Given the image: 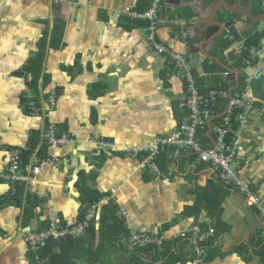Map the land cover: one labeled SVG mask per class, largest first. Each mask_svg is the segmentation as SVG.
<instances>
[{"label":"crops","instance_id":"crops-1","mask_svg":"<svg viewBox=\"0 0 264 264\" xmlns=\"http://www.w3.org/2000/svg\"><path fill=\"white\" fill-rule=\"evenodd\" d=\"M149 1L0 0V176L6 170L9 152L22 146L31 148L24 152V162L37 146L40 155L54 152L62 159L56 166L44 168L29 188L0 180V264L54 263L49 256L40 257L43 247L33 253L23 234L46 228L48 215L56 216L62 224L82 219L90 195L97 196L94 203L99 204L95 248L102 249L101 242L107 237L98 229L100 207L112 202L117 217L125 211L122 221L131 230L176 235L193 224L205 229L211 226L214 236L205 245L203 264H264V226L256 209L249 208L234 188L223 185L215 168L182 151L164 171L161 165L172 150L166 148L156 158L164 173L157 176L141 170L138 158L127 154L129 148H141L156 136L168 134L187 116V109L180 106L185 82L176 78L165 57L155 52L147 38L148 22L127 13L145 11ZM223 1L230 10L248 8L254 15L264 13V0H248L245 8L238 5L239 0H207V6L201 0H167L168 14L186 22L182 27L166 24L157 38L179 52L214 56L218 62L206 57L196 64L197 83L202 90L223 79L227 84L224 89L229 91L236 73L223 65L238 70L241 65L235 49L247 37L260 34L262 57L255 61L262 74L249 82L245 95L252 100L253 109L240 130L238 154L243 176L264 205V19L252 22L242 14L236 29L231 33L223 30L213 46L207 43L202 50L194 51L193 41L177 34L183 30L198 37L196 46L204 43L201 36L207 35L210 41L214 34L212 29L207 32L214 17L211 9L221 6L228 18L235 16L222 6ZM60 31V44L56 41L50 47ZM39 49L44 61L34 90L28 85L32 73L27 68ZM246 76L247 68L240 70L238 86L232 91H243ZM52 89L57 95L56 106L46 114L32 115L27 102H46ZM50 122L72 138L54 150L42 139ZM198 137L205 147L214 144L212 128L207 127ZM95 140L110 141L113 147H98ZM113 240H105L108 249L93 254L79 249L77 264L164 261L155 249H135L124 241L123 247L116 246ZM187 240L165 242L180 246L176 251L180 257L173 264H190L194 259ZM68 246L53 249L52 258L60 253L56 264H68L69 253L74 254Z\"/></svg>","mask_w":264,"mask_h":264},{"label":"built area","instance_id":"built-area-1","mask_svg":"<svg viewBox=\"0 0 264 264\" xmlns=\"http://www.w3.org/2000/svg\"><path fill=\"white\" fill-rule=\"evenodd\" d=\"M159 2L160 0H153L151 9L141 14L134 13L133 16L148 18L152 21L148 36L149 41L154 44L159 53L166 54V62L174 67L176 74L185 82V92L181 97L180 106L187 109V116L178 127L168 134L156 136L146 146L129 148L127 151L132 157L138 158L141 170L148 169L157 176L164 175V173L156 158L166 148H172V159L177 158L182 151L192 154L197 161L208 163L215 168L220 182L238 191L243 196L246 205L249 208L256 209L264 226V205L259 203L257 192L251 188L247 178L243 176L241 158L238 154L239 133L247 123L248 116L253 109L252 100L246 98L245 95L248 92L249 82L262 74V67L259 64H254L250 58H243L241 62L247 68L246 84L243 91H233L231 95L225 89H212L206 94L199 93L196 88V64L201 63L204 57H197L192 52H179L155 42L154 33L157 23L162 21L157 14ZM181 37H186L183 30L181 31ZM249 53L251 57H262V52L255 46L249 48ZM56 99V91L52 89L45 99L46 102L40 99L29 100L26 106L32 115L46 114L56 106ZM219 100H227V105L223 110L224 114L218 118L219 121L214 122V119L211 122V128L215 134L214 144L211 147H205L197 137L207 128L209 120L217 114L216 107ZM42 139L47 148L54 150L67 144L72 138L66 130L50 122L42 133ZM101 144L106 149L113 147L110 141H104ZM29 149L31 148L27 145L9 152L7 167L0 176V180L12 184L27 185V188H29L35 184L36 176L44 168L56 166L62 160L54 152L42 156L35 149L31 152L28 161L24 162L22 156ZM40 196L43 197L44 195L40 194ZM98 206V203L90 204L82 219H76L68 224H62L56 216L48 215V226L24 233V241L27 243L28 248L37 254L50 239L81 236L90 227L91 223L97 219ZM121 213L122 216L119 217L123 219L125 211H121ZM213 236L214 230L211 226L205 229L200 224H193L187 230L176 235L129 229L127 244L129 247L143 250L148 246L162 248L166 241L173 239H188L190 249L192 248L195 252V257L190 264H203V256L206 252L205 245Z\"/></svg>","mask_w":264,"mask_h":264},{"label":"trees","instance_id":"trees-1","mask_svg":"<svg viewBox=\"0 0 264 264\" xmlns=\"http://www.w3.org/2000/svg\"><path fill=\"white\" fill-rule=\"evenodd\" d=\"M253 1H261V0H253ZM62 30V29H61ZM53 31V30H52ZM56 30H54L53 32H55ZM260 34L254 33L252 36H249L245 39V43L247 46H259L260 45ZM60 40H61V31L59 36H55V39H53L51 41V45L49 44L50 47H54V44L56 41H59L60 44ZM247 56V52L244 51L241 55H238L236 57L237 61L240 63L241 65V61L243 59V57ZM44 61V56H43V50L39 49V51L35 54V56L33 58H31V60L29 61V68L28 71L32 73V78L28 81V85L30 87H32L34 90L38 87V69L40 70L42 67V63ZM41 71V70H40ZM199 81V80H198ZM45 81H43L44 84ZM203 87V86H202ZM208 88H227V84L224 82V80L222 79L219 83H216L215 85H210ZM207 88L202 89V91H205ZM227 105V100H219L217 107H216V111L217 114L223 112L224 108ZM219 121V119H215L214 122ZM203 136L205 138H207V135L204 133ZM197 139L200 141V138L197 137ZM36 140V138L34 139ZM171 152L172 150H169L166 154L168 156V158L165 159V164L164 166L161 165L162 170L166 171L167 167L169 166L170 162H171ZM170 155V156H169ZM98 201V197L97 196H93L90 195L89 199H88V204H92L94 202ZM116 206L114 205V203L109 202L108 204L103 205L102 207H100V212H99V233L101 235H103V237L106 234V238L105 240L107 242H112L110 241L111 238L113 240V243H115V245L117 246V244L119 243V246L123 247V244L121 243L122 241L127 242V236H128V232L126 230V228L123 226V221L121 219H119V217H117V212H116ZM24 216H27V212L25 210L24 212ZM82 218V217H81ZM95 223L92 222L90 227H88L85 230L86 235L84 237H80L78 236V238H73V237H63V238H59L57 240H53L50 239L48 240V242L46 243L45 247H43L40 251V257L44 258V257H50L51 259L54 260V263L50 264H56V255L60 256V253H55V257L52 258L51 253L53 251V249H59L62 250V246L64 244H70L71 246H68L69 248L73 247L72 249H74V254L69 253V257H68V264H77V261L79 260V258H81L77 253L78 250L80 249L82 251V249H84V252H86V254H88L87 252L90 251L92 252V254L96 251V250H106L107 245H105V240H102V249L99 248V246H97L96 248L93 246L94 244V234L97 233V227L94 225ZM107 233H111L112 235H108ZM68 237V238H67ZM188 243V247L189 246V241L187 240ZM181 245V243H180ZM180 246H178V248H175L172 246L171 243H165L162 245V251H158V247H152V246H148L147 248H144L143 250H146L148 252H151L152 249H155V253L158 254L160 256L161 259H164V261H162L160 264H173L180 256L177 254L178 252L177 249H179ZM92 256V255H91ZM195 256V252L194 250L191 248L190 249V258ZM157 255L154 256V258H156ZM91 259H93V257H91ZM94 261V260H92ZM57 263H59L57 261ZM63 264H67V262H63ZM137 264H141L140 262Z\"/></svg>","mask_w":264,"mask_h":264},{"label":"water","instance_id":"water-1","mask_svg":"<svg viewBox=\"0 0 264 264\" xmlns=\"http://www.w3.org/2000/svg\"><path fill=\"white\" fill-rule=\"evenodd\" d=\"M201 2H203L202 4L207 6L209 4H207V0H201ZM247 2L248 0H239L238 1V5L241 6L242 8H245L247 6ZM237 4V3H236ZM228 12H233L235 14V16L233 18H228V16L220 11V8L221 6H218L216 7L215 9H211L214 17L211 19V24H209L211 27L210 28H206L207 29V32H210L211 29L214 31V34L210 37V41L207 40V35H204V36H201L200 38L204 41L203 44H198V46H196V41L198 42L199 40L197 39L198 37H192V35L190 34V39H191V42L193 41V44H192V47L194 48V51L195 50H199V49H203L204 48V45L207 44V43H210L211 46L214 45V41H215V38L216 37H219L221 35V33L223 32V30H226V31H232L233 29H235V24H237L239 21H238V18L239 17H242L241 15L242 14H246L248 15V20L254 22V21H258V20H263L264 19V13L262 14H259V15H254L250 9H239L237 8L236 10H230L229 9V6L227 5V3L225 1H223V5H222ZM238 7V6H237ZM240 7V8H241ZM206 21V20H205ZM208 21H206L207 23ZM212 25L214 27V29L212 28ZM239 27V26H238ZM199 28V27H197ZM221 30L220 32H218L217 34L215 33L217 30ZM205 57H208V58H212L214 60L217 61V59L208 54L207 52H205ZM218 62V61H217ZM223 67L226 68V70H230V71H235L236 73V76H235V84L232 85L230 88H229V91H230V94H232V90H234L237 86H238V83H239V70H232L231 68L223 65ZM224 114V111L219 113V114H216L214 115L208 122V125L207 127L209 129H211V122L214 120V119H217L219 117H221L222 115Z\"/></svg>","mask_w":264,"mask_h":264},{"label":"bare ground","instance_id":"bare-ground-1","mask_svg":"<svg viewBox=\"0 0 264 264\" xmlns=\"http://www.w3.org/2000/svg\"><path fill=\"white\" fill-rule=\"evenodd\" d=\"M152 2H153V0H150L149 1V7L145 10V11H143V12H138V13H144V12H146V11H148L149 9H151V7H152ZM166 4H168V2H167V0H160V2H159V8H158V11H157V14H158V17L162 20V21H160V22H158L157 23V27H156V29H155V33H154V39H155V42H158V43H160V44H162L163 46H165L166 48H170V47H168L167 45H165L164 43H162L158 38H157V32L161 29V28H163L166 24H169V25H174V26H178V27H182L183 25H185V19H184V21H182L181 19H180V17H176V16H170L169 14H168V11H166L165 10V7H166ZM168 6V5H167ZM167 12V14L165 15V13ZM130 16H132V17H134V18H139V19H142V20H146L147 22H148V26H147V30H148V35H147V38H148V36H149V33H150V25H151V20L150 19H148V18H140V17H135V16H133V14L134 13H136V12H127ZM175 21H177V22H175ZM182 22V23H181ZM237 28H239V27H237ZM236 29V28H235ZM234 30V29H233ZM232 30V31H233ZM232 31H228L229 33H231ZM185 32V31H184ZM180 37H181V32H179V33H177ZM185 34H186V37L185 38H182L183 40H186L187 39V37H189V39H190V34H188V32H185ZM232 39V38H231ZM149 40V39H148ZM151 43V42H150ZM152 44V46H153V48H154V50H155V52L156 53H158V54H160V55H163L164 57H165V63H166V65L169 67V68H171V71H172V73L174 74V76L176 77V78H179V79H181L177 74H176V72H175V69H174V67L172 66V65H169L167 62H166V54L165 53H159L156 49H155V47H154V44L153 43H151ZM251 46H253V45H251ZM251 46H247L245 43L243 44V45H239L238 46V48H236L235 49V52H236V54H237V56L238 55H241L244 51H246L247 52V56L246 57H243V58H250L251 60H252V62L254 63V64H256V61L255 60H257V61H259V57L258 56H256V57H251L250 56V53H249V48L251 47ZM255 47H257V48H259L258 46H255ZM172 49V48H171ZM240 49V50H239ZM260 49V51H261V48H259ZM200 56H202V57H204V59H206V57L205 56H203V55H200ZM244 68H246V66L245 65H243V63L241 62V67H239V74H240V70H242V69H244ZM229 71V70H228ZM228 71H226V72H228ZM224 72H225V70H224ZM245 79H246V77L243 79V88H244V86H245ZM182 80V79H181ZM183 81V80H182ZM252 81V80H251ZM250 81V82H251ZM198 80H196V88H197V90L199 91V93H201V94H206L209 90H212V89H224V88H208V89H206L205 91H202L201 90V87L198 85ZM226 90V89H225ZM228 91V90H227ZM229 93H230V91H229ZM232 93H233V91H232ZM231 95V94H230ZM29 102V101H28ZM28 109V108H27ZM29 111V110H28ZM30 112V111H29ZM48 125V124H47ZM103 141H97V143L99 144V146L98 147H100V146H102V143ZM104 147V146H103ZM129 156H131L130 154H129V152L127 153ZM132 157V156H131ZM26 233V232H25Z\"/></svg>","mask_w":264,"mask_h":264},{"label":"clouds","instance_id":"clouds-1","mask_svg":"<svg viewBox=\"0 0 264 264\" xmlns=\"http://www.w3.org/2000/svg\"><path fill=\"white\" fill-rule=\"evenodd\" d=\"M119 216V215H118ZM120 218V217H119ZM122 220V219H121ZM123 226L126 228L127 232H129V229L123 224ZM135 231H138V230H135ZM148 232V231H147ZM159 233V232H157ZM165 244V243H164ZM159 248V247H158Z\"/></svg>","mask_w":264,"mask_h":264},{"label":"rangeland","instance_id":"rangeland-1","mask_svg":"<svg viewBox=\"0 0 264 264\" xmlns=\"http://www.w3.org/2000/svg\"><path fill=\"white\" fill-rule=\"evenodd\" d=\"M179 32V31H178ZM119 219H122V218H119Z\"/></svg>","mask_w":264,"mask_h":264}]
</instances>
